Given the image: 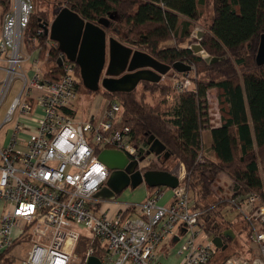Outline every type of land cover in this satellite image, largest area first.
I'll return each instance as SVG.
<instances>
[{
    "label": "built area",
    "instance_id": "built-area-1",
    "mask_svg": "<svg viewBox=\"0 0 264 264\" xmlns=\"http://www.w3.org/2000/svg\"><path fill=\"white\" fill-rule=\"evenodd\" d=\"M14 3L4 16L0 35V74L5 75L0 81V109L17 80L23 81V87L0 127L1 131L18 115L8 144H0V264H87L89 257L98 256L89 246L77 259L76 249L86 235L91 243H99L101 264H264V198L257 194H238L216 182L218 202L232 206L248 231L250 247L244 244L245 253L236 249L232 255H227L231 250L227 244L222 250L213 243L215 237L206 229L213 221L212 208L196 206L184 183L185 170L173 171L180 179L178 188L148 189L140 203L95 197L111 175L99 160L103 151L122 152L138 163L136 170L141 173L161 171V158L145 154L148 146L135 141L116 101H109L101 116L76 120V65L59 51L53 76L47 78L37 56L32 54L28 61L23 37L35 4L33 0ZM51 47L59 48L54 41ZM173 80L179 95L193 89L190 73ZM167 191H172V200L163 205ZM104 202L119 208L101 210ZM222 211L221 217L233 222ZM27 242L30 250L25 256L13 255Z\"/></svg>",
    "mask_w": 264,
    "mask_h": 264
},
{
    "label": "trees",
    "instance_id": "trees-1",
    "mask_svg": "<svg viewBox=\"0 0 264 264\" xmlns=\"http://www.w3.org/2000/svg\"><path fill=\"white\" fill-rule=\"evenodd\" d=\"M12 1L0 0V22L10 11ZM33 1L35 11L29 28L36 38L43 23L51 25L58 9L51 18L46 14L33 19L37 10ZM65 6L94 24L116 14L118 20L112 21L109 32L117 40L165 65L182 62L196 69L190 73L194 88L182 93L172 109L162 104L149 105L145 100L147 92L164 93L170 88L163 83L144 82L145 92L141 96L136 91L107 94L111 101L122 106L123 124L131 126L137 143L147 146L148 139L154 136L167 147L171 158L160 159L161 171L173 173V163L185 167L184 183L194 203L199 208H212L213 221L208 223L207 231L214 237H222L231 250L236 248L235 241L242 231L234 228L237 223L221 217L227 204L218 202L214 187L220 175L225 174L232 180L236 193H254L264 198V65L256 62L264 34V0H66ZM202 24L206 33L201 46L211 57L219 59L217 63H207L188 47L193 30ZM121 33H125V38ZM46 38L43 35L39 40ZM167 42L172 44L164 46ZM59 51L56 48L53 55ZM76 71L79 90L83 81L77 65ZM211 90L217 92L220 126L211 123L208 100ZM168 94L167 90L164 96ZM207 130L212 138L214 159L199 161ZM229 230L234 232V238L225 236ZM79 245L80 251L85 252L88 242L82 240ZM90 247L102 258L98 242Z\"/></svg>",
    "mask_w": 264,
    "mask_h": 264
},
{
    "label": "water",
    "instance_id": "water-1",
    "mask_svg": "<svg viewBox=\"0 0 264 264\" xmlns=\"http://www.w3.org/2000/svg\"><path fill=\"white\" fill-rule=\"evenodd\" d=\"M118 16L111 14L102 18L97 24L87 22L77 13L63 8L55 17L50 26H44L46 35L58 44L59 50L66 58L79 66L83 85L88 92L97 93L101 88L108 93H132L144 83L158 84L165 76L179 79L180 75L191 73L193 68L182 62L172 66L165 65L152 56L127 46L109 36L112 21ZM201 38L203 35H199ZM193 52L203 58L207 63H217L218 58L211 57L201 45L194 46ZM256 62L264 65V34L261 36ZM148 150L142 148L141 152L150 156L155 155L169 160L171 154L167 147L154 136L147 141ZM99 160L110 170L111 175L107 184L95 195L98 199L115 200L126 189L135 190L142 185L148 188L165 187L174 190L179 187L178 175L165 171H137V162H130L125 154L115 150H105ZM185 232V230L183 231ZM225 236L234 238L232 230ZM178 237L175 238V241ZM213 243L220 249L226 250L221 237H215ZM87 264H101L98 257L91 256Z\"/></svg>",
    "mask_w": 264,
    "mask_h": 264
},
{
    "label": "rangeland",
    "instance_id": "rangeland-1",
    "mask_svg": "<svg viewBox=\"0 0 264 264\" xmlns=\"http://www.w3.org/2000/svg\"><path fill=\"white\" fill-rule=\"evenodd\" d=\"M36 1V5H37V10L35 12V15L33 17L37 18L38 16L40 18L44 17L46 14L48 15L49 18L53 17L56 9H58V11H56V16L58 15V13L63 9V8H67L65 6V2L66 0H35ZM12 5H11V9L13 4H15V0L12 1ZM60 8V10H59ZM10 9V10H11ZM206 10V8H205ZM207 17L210 19L211 15H212V8L210 6V8L207 9ZM55 18V17H54ZM2 20V18H0ZM208 19V20H209ZM2 23V21H1ZM3 24V23H2ZM46 24L43 23L42 26L40 27L38 33L41 31V34L38 36H36L37 39V43L36 42H32V40L34 37V33L32 32V29L29 28V30L27 31V33L25 34V36L23 37V42L26 45V50L25 51V55L29 61V57L33 54L35 56H37L40 59V62L42 64V67L44 69L45 72H47V78H51L53 76L52 73H50L54 66H55V61H56V56H57V52L56 55H53V52L55 53V48L51 47V42L52 40L50 39L49 36L46 35L45 32V26ZM121 29V28H120ZM127 30H125V33L127 34ZM125 33H121L122 38H125ZM206 33L205 30V25H197L195 27V29L192 32L190 41H191V49L193 50L194 46H198L201 45V40L202 38L199 36L200 34L204 36V34ZM43 35L47 36L46 39H41L39 40L40 37H43ZM109 36H113L112 34H110ZM122 40V39H121ZM172 42H167L164 46H169L171 45ZM50 54V57L47 55ZM195 54V53H194ZM30 63V62H29ZM194 72L196 71V69L194 68L193 70ZM192 73V72H191ZM57 74V73H55ZM195 73L193 74V77L195 78ZM5 78V75L3 74V72L0 74V81H3ZM163 84L168 85L170 88L167 89L168 90V95L171 96V99H168L167 96H164L165 92H160V91H155L153 93L147 92V96L145 98L146 102L150 105L153 104L156 106L161 104L163 106H166L169 109H172L175 105H177V103L179 102L180 99V95L175 93V91L173 90V83L174 80L169 78L168 76H165L163 78V80L160 82ZM144 83L140 84L137 89L135 90L137 92V94L139 96H141V94H143L145 92ZM159 84V83H158ZM23 87V81L21 79L17 80L11 90V92L9 93L5 103L3 104L2 108L0 109V127L3 125L6 116H7V111L9 109V107L11 106V104L13 103L15 97L18 96V94L21 91V88ZM194 88V86L192 87ZM1 91V89H0ZM108 92L106 90H104L103 88L100 89L99 92L97 93H91L88 92L85 87L82 85H80L79 87V91H78V95H77V100L75 101V108H74V116L76 118L77 121H88L91 119V117H94L95 115L101 116V114L103 113V109L107 106V103L109 101H111V98L108 97ZM208 100H209V105L211 107V111H210V117L212 120V125L213 126H220V115H219V111H218V105H217V92L215 90H211L208 94ZM18 115H15L12 120L9 121V123L7 122V124H5V126H3V128L0 131V141L2 142L4 139V142L6 141L7 137L10 140L11 137V133L9 132H13L14 130H16V124L18 123ZM22 124L28 125L29 127H32L30 123L22 121ZM205 142V139H204ZM200 155L203 156V160L204 158H208V159H212V155L213 153L210 150V147H207V145H205V149L203 151V153H201ZM172 162H170L171 164ZM163 167V164L161 165ZM166 167V166H165ZM173 170L175 173H179L181 170H185V167L183 165H181V163H173ZM220 178V177H219ZM219 180V179H218ZM143 186V185H142ZM140 186L139 188L132 190L130 188L126 189L123 193H121V195H119L117 197V202L118 203H140L138 202L141 196V193L144 192V188ZM144 194V193H143ZM137 202H135V201ZM101 210L104 209H108V208H112L113 211H116L119 206L118 205H112L111 203H102L101 205ZM225 215H227V217H229V219L231 221H233V223H237V226H234V228L236 230H240L243 227V224L245 223L244 220L241 217H237V212L235 210H233L232 206H226L224 208V210L222 211ZM241 231V230H240ZM87 234V233H85ZM86 239L85 244L88 242V245H86L85 249L90 246L91 241H90V236L86 235L85 237ZM246 240L248 241V231L245 230L244 228H242V234L240 236V238L238 240L235 241V244L238 243V247H234L233 250H230V254L232 255L236 252V249L238 250V253H245L246 252V248L250 247V244L248 242H246ZM244 244L247 247H244ZM240 245V246H239ZM20 248H17V251L19 252V255L21 257L25 256L27 254V252L30 250V243H21ZM80 246V245H79ZM79 246L76 249V256L77 259L80 260L82 258V256L84 255V252L80 251ZM87 251V250H86Z\"/></svg>",
    "mask_w": 264,
    "mask_h": 264
},
{
    "label": "crops",
    "instance_id": "crops-1",
    "mask_svg": "<svg viewBox=\"0 0 264 264\" xmlns=\"http://www.w3.org/2000/svg\"><path fill=\"white\" fill-rule=\"evenodd\" d=\"M1 14H2V9L0 8V18H1ZM1 29H2V23L0 22V35H1V32H2ZM32 42H36L37 43V39L34 38ZM24 67H26V68L29 67V64H24ZM217 105H218V102H217ZM9 133H11V135L13 134V132H9ZM203 137L205 139L204 145H207V147H210V150H211L212 149V138L210 136V131L209 130L205 131L204 134H203ZM8 142H9V139L7 137L6 141L4 142V139H3L2 142L0 141V144L1 145H6V144H8ZM211 152H212V150H211ZM213 159H214V155H212V160ZM219 183L221 185H224L226 188H232V184H233V182L230 179V177H228L225 174L220 175ZM142 187H145L144 188V192L141 193V196H140V199H139L138 202H143L145 200V198H146V195H147L148 187L146 185H143ZM172 195H173L172 191H167L166 194H165L164 199L160 203L163 204V205L170 204V202L172 200ZM135 202H137V201H135ZM2 209H3V202H0V216H1ZM12 253H13V255L18 253L17 249H14L12 251ZM19 257H21V256H19Z\"/></svg>",
    "mask_w": 264,
    "mask_h": 264
},
{
    "label": "flooded vegetation",
    "instance_id": "flooded-vegetation-1",
    "mask_svg": "<svg viewBox=\"0 0 264 264\" xmlns=\"http://www.w3.org/2000/svg\"><path fill=\"white\" fill-rule=\"evenodd\" d=\"M109 30L111 31V27H110L109 29H106V32H107V34H108V37H109V35L111 34V33L109 32ZM112 30H114V29H112ZM115 31H117V30L115 29ZM115 31H113V33H114Z\"/></svg>",
    "mask_w": 264,
    "mask_h": 264
}]
</instances>
